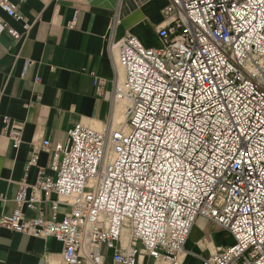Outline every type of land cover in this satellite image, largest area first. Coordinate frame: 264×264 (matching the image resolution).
Instances as JSON below:
<instances>
[{
    "label": "built area",
    "instance_id": "2783aa9c",
    "mask_svg": "<svg viewBox=\"0 0 264 264\" xmlns=\"http://www.w3.org/2000/svg\"><path fill=\"white\" fill-rule=\"evenodd\" d=\"M0 9L25 21L11 0ZM164 15L159 48L121 41L126 77L112 101L126 102L124 121L78 125L65 145L44 141L52 174L19 182L0 228L54 238L65 264H104L102 248L114 264H184L191 231L206 219L233 242L202 264H264V0H169ZM3 122L17 150L22 126ZM58 204L69 208L62 220Z\"/></svg>",
    "mask_w": 264,
    "mask_h": 264
},
{
    "label": "crops",
    "instance_id": "0c3cea01",
    "mask_svg": "<svg viewBox=\"0 0 264 264\" xmlns=\"http://www.w3.org/2000/svg\"><path fill=\"white\" fill-rule=\"evenodd\" d=\"M25 21L0 9V219L16 210L19 182L34 184L38 171L52 174L53 154L41 149L66 144L78 125L95 130L113 128L125 119L124 100L113 103L116 86L125 81L119 64L120 44L128 35L144 47H160L158 31L166 26L169 0H11ZM27 23V26L25 24ZM9 25L21 34L14 38ZM101 80L94 85L91 74ZM4 117L22 126V143L12 148ZM38 160L28 166L32 155ZM53 195L43 205L53 214ZM57 219L69 213L57 205ZM27 217L36 213L25 210ZM126 235V234H125ZM233 240L216 224L199 219L185 246L184 264H202ZM63 246L54 238H34L0 228V264H65ZM104 264H114L112 252L102 248ZM139 264H160L151 257Z\"/></svg>",
    "mask_w": 264,
    "mask_h": 264
},
{
    "label": "rangeland",
    "instance_id": "374dc122",
    "mask_svg": "<svg viewBox=\"0 0 264 264\" xmlns=\"http://www.w3.org/2000/svg\"><path fill=\"white\" fill-rule=\"evenodd\" d=\"M119 121H116V123L118 124Z\"/></svg>",
    "mask_w": 264,
    "mask_h": 264
}]
</instances>
